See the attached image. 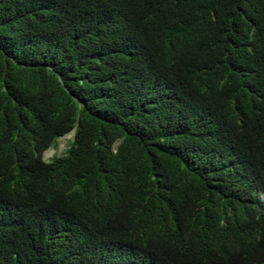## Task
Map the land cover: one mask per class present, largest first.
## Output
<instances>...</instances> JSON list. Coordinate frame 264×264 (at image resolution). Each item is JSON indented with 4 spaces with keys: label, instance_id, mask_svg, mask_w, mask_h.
<instances>
[{
    "label": "trees",
    "instance_id": "trees-1",
    "mask_svg": "<svg viewBox=\"0 0 264 264\" xmlns=\"http://www.w3.org/2000/svg\"><path fill=\"white\" fill-rule=\"evenodd\" d=\"M240 7L0 0V264H264V14Z\"/></svg>",
    "mask_w": 264,
    "mask_h": 264
},
{
    "label": "clouds",
    "instance_id": "clouds-1",
    "mask_svg": "<svg viewBox=\"0 0 264 264\" xmlns=\"http://www.w3.org/2000/svg\"><path fill=\"white\" fill-rule=\"evenodd\" d=\"M263 14H264V0H241L240 19L246 27H252V28L257 27L258 21ZM156 45L159 48H162V49L168 51L170 54H173L168 47L162 46L160 44H156ZM71 133L74 136V130H72L70 133L64 135L63 137H65Z\"/></svg>",
    "mask_w": 264,
    "mask_h": 264
},
{
    "label": "rangeland",
    "instance_id": "rangeland-1",
    "mask_svg": "<svg viewBox=\"0 0 264 264\" xmlns=\"http://www.w3.org/2000/svg\"><path fill=\"white\" fill-rule=\"evenodd\" d=\"M73 139V134H69L65 137L60 138L56 145L46 151L43 155V159L46 162L51 161L53 158L61 157L66 154V151L70 148Z\"/></svg>",
    "mask_w": 264,
    "mask_h": 264
}]
</instances>
